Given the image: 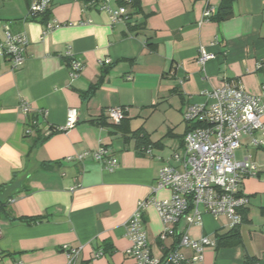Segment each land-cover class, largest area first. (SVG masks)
<instances>
[{
    "label": "crops",
    "instance_id": "obj_1",
    "mask_svg": "<svg viewBox=\"0 0 264 264\" xmlns=\"http://www.w3.org/2000/svg\"><path fill=\"white\" fill-rule=\"evenodd\" d=\"M32 1L0 0V42L6 28L29 39L20 68L0 57V183L17 172L19 185L26 186L1 194L9 199L10 214L0 210V264H67L64 244L83 246L76 264H136L126 253L131 245L126 222L139 200L170 196L167 189L153 188L160 168L180 163L173 154L183 153L187 106L204 102L203 91L238 78L264 103V0H237L232 17L202 24L205 0H138L140 11L130 9L131 23L116 24L99 4L53 0L48 22L61 26L47 35L46 23L28 19ZM212 3L216 12L221 0ZM69 46L84 62L73 79L65 56ZM201 46L216 55L204 66L198 62ZM106 58L111 63L100 65ZM106 66L110 73L84 100L82 92ZM22 101L35 114L46 110L39 126L45 135L48 126L66 123L71 108L78 110L77 123L30 153L33 138L26 134L29 115ZM115 106L129 108L122 122L107 117V109ZM140 129L157 144L150 145L152 154L137 146L133 134ZM241 144L237 158L251 153L258 168L241 185L249 199L241 241L208 247L204 262L184 264H243L246 255L264 264V146L254 147L249 136ZM101 145L119 159L116 169H104L91 156L68 159ZM13 217L41 219L31 223ZM144 221L153 254L163 256L177 239H161L163 223L154 206L147 208ZM227 225V218L205 214L202 225L187 226L183 219L177 230L195 239L214 238L226 233ZM101 249L104 255L95 257ZM181 252L188 258L194 253Z\"/></svg>",
    "mask_w": 264,
    "mask_h": 264
},
{
    "label": "built area",
    "instance_id": "obj_2",
    "mask_svg": "<svg viewBox=\"0 0 264 264\" xmlns=\"http://www.w3.org/2000/svg\"><path fill=\"white\" fill-rule=\"evenodd\" d=\"M102 0L99 8L109 14L113 24L129 22L130 4L134 0ZM52 0H33L29 7V16L43 13L50 7ZM215 12L212 0H205L203 21L210 20ZM81 24L85 22L81 21ZM58 22L45 25L43 35H47ZM29 39L23 31H12L6 28L4 38L0 42V57H8L14 68L21 67L28 54ZM70 67V77L77 78L84 62L77 57L69 46L65 53ZM216 57L204 46L199 49L198 62H206ZM110 58L100 61V65H109ZM205 98L201 103H190L184 111V122L188 130L183 138V153L174 152L173 158L179 164H167L160 168L154 191L167 189L170 196L158 200L154 197L139 200L136 209L126 222L127 235L131 241L126 250L136 264H184L202 263L207 247L215 246L216 237L203 236L199 239L187 233H179L177 225L183 219L189 225H202L203 216L207 213L218 218L224 216L228 220L227 227L232 229L243 222L241 209L248 203L246 194L240 192V185L245 178L257 175V163L254 155L248 153L244 159L237 158V150L241 146V138L249 136L254 147L264 146V103L260 96L250 93L243 81L225 80L219 87L202 92ZM24 113L30 117L26 134L33 133L31 125L37 126L40 117L46 116V110L38 114L33 112L27 102H21ZM127 106H115L107 109V116L114 122H120L127 116ZM78 110L71 108L64 125L49 126L47 134L71 129L77 123ZM145 152L152 154L151 147ZM93 157L106 170H114L119 166V159L111 154L108 147L101 145L98 150L84 151L69 157V160L83 161ZM149 206H154L163 223L161 239L180 238L178 245L171 247L167 254L155 256L148 242L144 213ZM182 248L193 250L191 258L186 257ZM83 246L64 244L62 250L68 257L67 264H76ZM104 255V250L95 253V257ZM17 264H21L18 262Z\"/></svg>",
    "mask_w": 264,
    "mask_h": 264
},
{
    "label": "trees",
    "instance_id": "obj_3",
    "mask_svg": "<svg viewBox=\"0 0 264 264\" xmlns=\"http://www.w3.org/2000/svg\"><path fill=\"white\" fill-rule=\"evenodd\" d=\"M79 1L83 4H100V2L102 0H76ZM237 0H221V3L219 4V7L217 9V11L212 15V17L210 18L211 20L217 21V22H221L224 21L230 17H232L234 15V3ZM118 2L120 4H125L126 2L124 0H118ZM127 4V3H126ZM54 5V2H52L51 6ZM130 9L131 8H136L138 9V12L140 11L139 9V1L138 0H134L130 5ZM51 7L48 8L46 11H44L43 13L37 14L35 16H29L28 19H32V20H37L40 21L41 23H46L48 24L49 19L51 17ZM130 15L133 17L134 13L130 10ZM132 20L129 21V23H131ZM110 73V67L106 66L101 68L100 71V76L99 79L96 83L92 84L90 86V88L85 91L82 92V96L84 100L89 99L90 97H92L95 92L97 91V89L99 88V86L103 83V81L105 80L106 76ZM108 117V116H107ZM44 118V117H43ZM126 118V117H125ZM125 118L123 120H125ZM30 120V117H29ZM123 120H121L120 122H122ZM97 122V121H96ZM114 122V121H113ZM103 124V122H101ZM40 126V122L37 126L31 125V128L33 129V133L28 135L30 137L33 138V143L32 146L30 148V153H32V151L34 149H36L37 147H39L41 144H43L48 138H50L52 135L58 133V132H53L50 133L48 135H45L43 132H41V129L39 128ZM188 130V128H187ZM187 132V131H186ZM185 135V134H184ZM183 135V138H184ZM133 136L136 138L137 141V146L139 149H141L143 146L144 151L148 148L151 147L150 145L153 144L149 137L147 136V134H145L143 132V130H137L134 132ZM153 145H157V144H153ZM42 167L44 168H48L49 166H47V163H42L41 164ZM26 186L23 187V185H19V179L17 178V172L15 173L14 177L12 178V180L10 182L7 183H0V210L5 211V213L7 215H9V210H7V206H8V200L9 199H3L1 197V194H3V192L5 190H7L8 188H13L15 190V192H20L23 191L24 188ZM242 215H243V221L246 219V215L247 212L246 210H242ZM41 217H13L12 220L16 221V220H20V221H26V222H34V221H38L40 220ZM239 227L240 225L229 229L226 233L220 234L218 233L216 235V239H217V243H216V247L222 246V245H229V244H236L239 243L241 241L240 238V233H239ZM177 238V237H176ZM178 239V238H177ZM176 240V239H175ZM178 241H176L177 243ZM175 244H173L172 247H174ZM259 262V258L256 256H251V255H246L243 264H258Z\"/></svg>",
    "mask_w": 264,
    "mask_h": 264
},
{
    "label": "bare ground",
    "instance_id": "obj_4",
    "mask_svg": "<svg viewBox=\"0 0 264 264\" xmlns=\"http://www.w3.org/2000/svg\"><path fill=\"white\" fill-rule=\"evenodd\" d=\"M52 2H53V0H52ZM52 2L50 3V7H51ZM50 7H49V8H50ZM53 23H55V22H53ZM56 28H57V27H56ZM56 28H55V29H56ZM53 30H54V29H53ZM50 32H51V31H50ZM50 32H49V33H50ZM5 58H6V57H5ZM7 59H9V58L7 57ZM198 59H199V57H198ZM9 60H10V59H9ZM25 61H26V60H25ZM10 62H11V60H10ZM24 63H25V62H24ZM11 64H12V67H13L14 65H13L12 62H11ZM22 66H23V65H22ZM13 68H14V67H13ZM19 68H20V67H19ZM14 69H17V68H14ZM77 119H78V118H77ZM110 120H111V119H110ZM27 122H28L27 124H29V118H28V121H27ZM48 127H49V126H48ZM63 131H66V130H63ZM60 132H61V131H60ZM27 135H28V134H27ZM46 135H48V134H47V131H46ZM245 136H246V135H245ZM241 145H242V144H241ZM240 147H241V146H240ZM69 157H71V156H69ZM247 178H248V177H247ZM245 179H246V178H245ZM241 185H242V184H241ZM241 185H240V192H242V191H241ZM247 198H248V197H247ZM248 202H249V201H248ZM247 204H248V203H247ZM247 204L241 209V211L247 206ZM207 214H208V215H211V214H209V213H207ZM211 216H212V215H211ZM213 217H214V216H213ZM221 217H224V216H221ZM221 217H218V218H221ZM214 218H216V217H214ZM187 226H191V225L187 224ZM145 228H146V226H145ZM228 229H229V228H228ZM146 231H147V230H146ZM147 233H148V232H147ZM202 237H203V236H202ZM176 239H177V238H176ZM176 241H179V242H180V238H178ZM176 241H175V242H176ZM174 244H175V243H174ZM177 245H178V242L176 243L175 246H177ZM210 247H216V245H215V246H210ZM207 248H208V247H207ZM207 248H206V249H207ZM169 250H170V249L166 250L165 254H167ZM205 252H206V251H205ZM165 254H164V255H165ZM155 256H156V255H155ZM160 257H161V256H160ZM204 258H205V255H204Z\"/></svg>",
    "mask_w": 264,
    "mask_h": 264
}]
</instances>
